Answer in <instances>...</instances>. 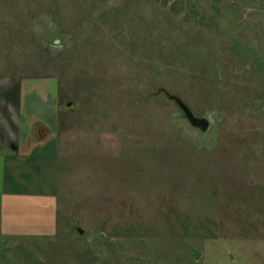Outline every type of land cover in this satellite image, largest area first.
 I'll use <instances>...</instances> for the list:
<instances>
[{
	"label": "rangeland",
	"instance_id": "obj_1",
	"mask_svg": "<svg viewBox=\"0 0 264 264\" xmlns=\"http://www.w3.org/2000/svg\"><path fill=\"white\" fill-rule=\"evenodd\" d=\"M39 124L59 229L0 264H264V0H0V137Z\"/></svg>",
	"mask_w": 264,
	"mask_h": 264
},
{
	"label": "crops",
	"instance_id": "obj_2",
	"mask_svg": "<svg viewBox=\"0 0 264 264\" xmlns=\"http://www.w3.org/2000/svg\"><path fill=\"white\" fill-rule=\"evenodd\" d=\"M52 109L55 113L56 108ZM43 125L47 131L35 130L31 125L23 129L20 125L10 131L8 142L3 133L0 137V149L8 150L0 151V247H17L27 240L40 242L53 238L59 229L55 189L40 192L19 187L24 184L20 179L21 166L32 158L39 144L54 139V132Z\"/></svg>",
	"mask_w": 264,
	"mask_h": 264
},
{
	"label": "water",
	"instance_id": "obj_3",
	"mask_svg": "<svg viewBox=\"0 0 264 264\" xmlns=\"http://www.w3.org/2000/svg\"><path fill=\"white\" fill-rule=\"evenodd\" d=\"M171 100H173L181 109V111L183 112L185 118L187 119V121L189 122V124L194 127L199 129L201 132H205L209 126V122L206 119H202V118H196L194 116V114L191 112V110L178 98L176 97H169ZM79 233L82 234L83 231L78 230ZM199 254L197 252L194 251V257L197 260Z\"/></svg>",
	"mask_w": 264,
	"mask_h": 264
},
{
	"label": "trees",
	"instance_id": "obj_4",
	"mask_svg": "<svg viewBox=\"0 0 264 264\" xmlns=\"http://www.w3.org/2000/svg\"><path fill=\"white\" fill-rule=\"evenodd\" d=\"M42 128V126L39 124V125H36V126H34V129L35 130H39V129H41Z\"/></svg>",
	"mask_w": 264,
	"mask_h": 264
}]
</instances>
